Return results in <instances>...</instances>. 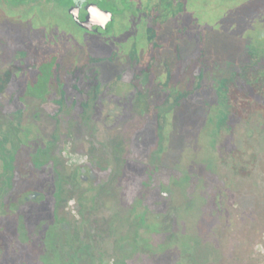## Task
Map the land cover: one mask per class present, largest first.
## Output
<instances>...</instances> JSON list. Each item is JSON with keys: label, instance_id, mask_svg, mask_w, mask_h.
Segmentation results:
<instances>
[{"label": "flooded vegetation", "instance_id": "flooded-vegetation-1", "mask_svg": "<svg viewBox=\"0 0 264 264\" xmlns=\"http://www.w3.org/2000/svg\"><path fill=\"white\" fill-rule=\"evenodd\" d=\"M189 3L0 0V133L9 139L17 167L15 151L23 142L20 133L38 117L32 92L24 94L31 86L41 105L52 104L44 109L54 122L47 127L49 138L34 150H54L63 167L58 175L63 193L98 194L112 182L119 160L126 175L120 179L122 198L136 196L143 184L154 182L159 167L168 170L172 161L165 158L170 139L164 128L168 111L193 100L203 102L200 109L204 120L209 119L202 144L205 157L200 162L212 166V148H219L220 160L234 171L232 182L264 181L259 173L264 165V43H249L231 67L212 72ZM57 15L68 18L83 36L64 28ZM136 38H141L140 44ZM128 39L133 46L124 49ZM128 53L133 55L130 62L111 63L118 54L127 59ZM48 63L53 71L47 76ZM212 102L216 111L211 118L207 106ZM150 115L156 120L155 134L147 145L136 133H145ZM2 149L10 151L0 137ZM129 160L136 163L130 165L135 170L129 169ZM9 161L3 158V168L12 167ZM35 161L45 166L55 186V175L49 172L52 160ZM138 177L143 187L136 185L134 190L132 183ZM161 193L165 197L158 210L161 229L167 231V240H179L187 201L176 203L169 188Z\"/></svg>", "mask_w": 264, "mask_h": 264}, {"label": "rangeland", "instance_id": "rangeland-1", "mask_svg": "<svg viewBox=\"0 0 264 264\" xmlns=\"http://www.w3.org/2000/svg\"><path fill=\"white\" fill-rule=\"evenodd\" d=\"M188 1V11L196 17V31H202L212 72L237 62L249 43H264V0ZM57 19L64 28L83 36L64 15H57ZM135 42L140 44L141 38ZM130 44L133 46L128 39L122 46L128 49ZM128 54L127 59L126 55L118 58V54L111 63L117 66L120 60L130 62L133 55ZM45 69L47 76L52 74V64ZM30 87L24 94L32 92L38 117L20 133L23 142L15 151L18 167L9 139L0 133L3 146L10 150L0 151V264H238L242 256L264 261V181L241 178L232 182L234 171L220 160L219 148H212V166L200 162L205 132L209 130V119L204 120L200 109L203 102L193 100L168 111L164 128L170 139L165 145V158L172 161L168 170L159 167L154 172L151 184L143 187L138 177L133 189L136 185L143 188L137 189L136 196L122 198L120 179L126 175L117 158L112 182L98 194L89 191L68 195L60 187L58 175L63 167L54 150H34L49 138L47 127L54 122L45 116L44 109L52 104L41 105L40 96ZM45 90L49 92L50 86ZM214 105L207 106L211 118L216 111ZM155 121L150 115L145 133H136L147 145L154 140ZM243 156L247 158L248 154ZM3 158L10 159L12 167L9 164L3 168ZM38 158L52 160L49 172L55 175L56 189L51 186V174L35 161ZM130 165L135 167L136 163L128 162L129 169L135 170ZM259 173L264 174V165ZM168 188L176 203L187 201L183 226L178 231L181 237L174 241L166 239L167 231L161 229L158 214L165 202L161 192ZM32 189L41 194L25 199ZM154 189L159 193L154 194Z\"/></svg>", "mask_w": 264, "mask_h": 264}, {"label": "trees", "instance_id": "trees-1", "mask_svg": "<svg viewBox=\"0 0 264 264\" xmlns=\"http://www.w3.org/2000/svg\"><path fill=\"white\" fill-rule=\"evenodd\" d=\"M236 254L239 256L240 252L237 251ZM238 264H264V261L259 260V262H254L253 258L249 256H242L241 261Z\"/></svg>", "mask_w": 264, "mask_h": 264}, {"label": "water", "instance_id": "water-1", "mask_svg": "<svg viewBox=\"0 0 264 264\" xmlns=\"http://www.w3.org/2000/svg\"><path fill=\"white\" fill-rule=\"evenodd\" d=\"M38 192H31L30 194L27 195V199H32L37 197Z\"/></svg>", "mask_w": 264, "mask_h": 264}]
</instances>
